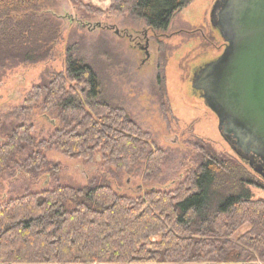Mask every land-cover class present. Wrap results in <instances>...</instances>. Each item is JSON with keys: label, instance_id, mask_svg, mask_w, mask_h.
<instances>
[{"label": "trees", "instance_id": "obj_1", "mask_svg": "<svg viewBox=\"0 0 264 264\" xmlns=\"http://www.w3.org/2000/svg\"><path fill=\"white\" fill-rule=\"evenodd\" d=\"M194 0H109L95 14L136 15L154 31ZM60 37V23L39 12L34 0L0 1V64L46 59ZM45 90L43 110H55L60 126L35 140L19 125L0 143V179L12 165L40 172L55 149L70 158L117 169L143 161L142 179H159L164 151L126 111L105 101L93 69L68 55L64 69L34 87ZM35 148L20 161L17 153ZM192 167L172 191L125 196L106 183L59 185L24 191L0 204V264H264V178L247 162L221 155L202 140ZM246 226L244 231L242 228Z\"/></svg>", "mask_w": 264, "mask_h": 264}, {"label": "rangeland", "instance_id": "obj_2", "mask_svg": "<svg viewBox=\"0 0 264 264\" xmlns=\"http://www.w3.org/2000/svg\"><path fill=\"white\" fill-rule=\"evenodd\" d=\"M80 1L101 10L109 6V0H34L40 13L59 21L60 37L40 62L0 64V143L19 125L29 127L36 141L48 138L60 126L55 110H43L45 90L36 99H26L35 86L61 72L70 55L93 69L101 97L124 109L152 145L164 151L161 174L157 180L144 181L142 160L117 169L99 156L87 162L52 149L44 152L48 163L40 172H25L12 165L7 169L0 179V204L26 190L38 192L89 182L106 183L131 197L150 190L172 191L192 167L190 158L198 140L243 163L221 136L216 115L191 86L194 73L224 50L221 32L211 16L219 0H194L176 12L161 31L152 30L136 15L89 12ZM146 42L147 59L140 49ZM33 149L26 146L15 160H22ZM251 191L254 199L264 198V189L252 187Z\"/></svg>", "mask_w": 264, "mask_h": 264}, {"label": "water", "instance_id": "obj_3", "mask_svg": "<svg viewBox=\"0 0 264 264\" xmlns=\"http://www.w3.org/2000/svg\"><path fill=\"white\" fill-rule=\"evenodd\" d=\"M220 1L218 28L227 44L203 68L201 86H191L203 91L223 139L264 178V0H219L211 16Z\"/></svg>", "mask_w": 264, "mask_h": 264}, {"label": "flooded vegetation", "instance_id": "obj_4", "mask_svg": "<svg viewBox=\"0 0 264 264\" xmlns=\"http://www.w3.org/2000/svg\"><path fill=\"white\" fill-rule=\"evenodd\" d=\"M221 8H222V2L220 1V2L217 3V9L215 10V12H214V14H213V16H212V23H213L217 28H218V24H219V22H220V10H221ZM226 44H227V43L223 40V49L225 48ZM140 49L145 53V58L147 59V58H148L147 42L145 43V46H144V45L141 46ZM216 58H218V56H217ZM216 58H215V59H216ZM215 59H213V60H215ZM143 60H144L143 62H145V59H143ZM213 60H212V61H213ZM210 62H211V61H210ZM210 62L206 63V64L204 65V67H205L207 64H209ZM204 67H202L199 71L195 72L194 75L192 76V80H191V82L194 81V83H197V85H198L199 87L201 86V84H202V78L204 77V74L202 73V70H203ZM192 91L195 92V93H197L200 97H201V94H202V92H203V91L200 90V89H194V88H192ZM231 140H233V139H231Z\"/></svg>", "mask_w": 264, "mask_h": 264}]
</instances>
